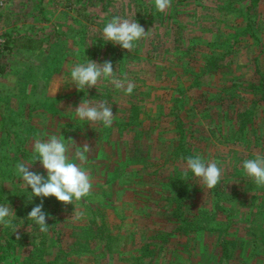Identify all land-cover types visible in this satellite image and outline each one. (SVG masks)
Here are the masks:
<instances>
[{"label": "rangeland", "instance_id": "374dc122", "mask_svg": "<svg viewBox=\"0 0 264 264\" xmlns=\"http://www.w3.org/2000/svg\"><path fill=\"white\" fill-rule=\"evenodd\" d=\"M71 1L13 0L5 11L0 8L1 38L35 26L43 39L39 50L19 48L4 53L5 73L0 74V184L5 203L0 205L8 203L12 208L15 192L25 188L16 165L21 162V145L28 159L33 158L32 146L39 137L31 124L41 123L50 131V125L58 120L59 124L78 122L79 130L69 128L62 136L71 150L80 149L85 142L92 147L86 154L90 167L85 169L92 181V195L83 199L98 201V189L114 190L121 212L115 213L105 204L100 208L111 226L120 225L117 231L123 240L113 251L96 240L91 254L75 259L74 264H130L145 243L151 244L149 249L159 244L164 247L155 251L152 260L144 258L150 264H264V187H257L242 167L257 153L264 155V124L257 118L264 102L246 90L249 82L258 83L264 77V0L249 8L248 16L244 10L252 5L250 0H172L165 12H158L156 7L153 12L151 7L146 10L152 0H106L104 9L102 0L87 9L92 21L70 9ZM113 11H122V19L137 11L140 17L155 16L150 29L145 30L147 36L136 41L130 52L102 38ZM140 25L145 29V23ZM212 52H222L224 58L210 71L203 67V61ZM88 59L111 61L117 77L126 75L135 84L132 94L115 89L107 80L96 88L78 91L71 81V69ZM180 91L185 92V101L177 109L171 95L176 99ZM85 101H107L114 114L113 124L123 119L130 103L138 105L142 123L137 126L138 139L133 140L134 159L127 167L117 154L121 140L108 132L113 124L106 128L102 122L77 117L74 109ZM248 106L255 111L253 123L239 132L247 115L241 116V112ZM181 110L185 146L206 162L215 160L222 176L216 187L208 189L188 172V188L192 190L189 216L199 229L187 236L173 233L163 244L159 234L167 236L171 231L161 213L164 199L175 188L178 172L186 167V163L168 157L177 139L175 115ZM48 130L49 136H59L58 131ZM132 135L126 133L121 138L128 143ZM113 160L117 178L110 183L103 178V165ZM137 170L141 179L135 184L120 176ZM59 203L64 226L84 218L70 217L72 210L74 214L82 211L76 207L78 202L73 201V206ZM260 225L263 229L258 228ZM24 231L20 229L18 234L24 236ZM63 237L66 239V234ZM222 240H229V258H223L218 243ZM27 252L25 246L17 248L7 264L23 261Z\"/></svg>", "mask_w": 264, "mask_h": 264}, {"label": "trees", "instance_id": "16d2710c", "mask_svg": "<svg viewBox=\"0 0 264 264\" xmlns=\"http://www.w3.org/2000/svg\"><path fill=\"white\" fill-rule=\"evenodd\" d=\"M100 1L102 0H72L68 7L86 21H92V17L90 16L87 9L88 7H93L94 5L97 6ZM103 1L104 6L102 8L104 9L106 8L107 2L106 0ZM250 1L252 5L245 6V16H248L249 8L255 5L258 0ZM149 7L152 9L151 12L155 10L154 0L149 2V4H146V10ZM134 8H136V6H134ZM115 11L112 13L113 17H123L122 11L118 13ZM153 16L154 14L147 17H140L139 12L137 11L130 13V15L128 14L127 18L125 16V19L136 20L139 24L143 22L145 23V30H147L150 29L151 25L154 23L155 16L154 19ZM35 29H37L35 26H31L25 31L14 30L10 36L6 35V39L0 47V74L3 75L5 73L4 67L6 62L3 61L5 58L4 53L11 52L16 48L28 51H34L42 48L43 39L39 36ZM147 39L148 41H151V33ZM97 48H99L98 45ZM222 58H224V54H222V52H212L210 53L208 59L203 61V67L211 71L212 68L217 66L219 61H222ZM176 87L178 90H181V86L176 85ZM246 90L249 93L256 94L259 97V100H263L264 102V77L261 78L258 83L249 82L246 86ZM184 95L185 92L183 91H180L179 96L177 95L176 99H173V96L171 95V99L174 102V105L177 106V109H179L178 105L183 104L185 101ZM137 107V104L130 103L126 108L123 119L115 121L113 124L114 127H111L108 130L109 134L111 132L114 134V137H117L121 140V146H119V152H117V154H120L119 156L122 158L120 161L125 164V167L128 166L130 160L134 159L135 149L133 148V140L135 138L138 139L136 136L139 133L137 126H140L142 123V121L139 119ZM249 109L250 108L248 106L241 112V116L247 115L242 121V124L239 125V132H242L249 124L253 123L252 117H255V111L253 109ZM181 113L182 110L177 112L175 115V135H177V139L175 147L169 152L168 157H170V159L174 162L186 163L187 157L194 156L195 154L184 144L185 130L181 124ZM257 118H259L264 124V103L261 109V116ZM58 122L59 120L55 122V124H51L52 131H58V135L67 133L69 128H74L75 130H79L81 128V123L78 122H75L74 124H63V122L59 124ZM53 126H55L57 129L53 128ZM32 129H35L34 125H32ZM126 133H133L132 138L128 143H126V140H122L121 138ZM46 137L49 138L50 136L46 135ZM22 147L23 146L21 145L19 148L20 160L24 163H30L31 161L28 159V154ZM77 150L78 149H69L70 162L79 163L75 159L74 155ZM114 161L115 160L112 162L104 161L105 164L103 165V171L105 170L103 178L105 181L110 183H113L117 178V174L113 172L114 167H112ZM82 166L84 169H89L90 167L88 163H85ZM30 170L39 172L42 175H46V170L43 169L39 161L34 162L30 167ZM138 172V170L135 172L130 171L128 173L122 172L120 176L122 179L125 178L127 182L135 184L141 179V176ZM183 173L184 170L178 172V182L177 184L173 185L175 188L168 192L162 206L161 213L163 214V218L171 226V233L169 232L167 236H162L161 234L158 236L160 237L161 243L163 244L169 241V237L173 233L179 234L180 236H187L189 233L196 232L199 229V227L196 226L195 222L189 216V208H191L190 194L192 190H189L188 188L189 173L187 174L186 178ZM99 187H102V185ZM3 190L4 187L0 184V203L2 204L5 203L3 198ZM30 192V187L28 189L23 188L15 192L16 202L12 209L15 211L16 217L12 220L11 230H9V227H0V252L2 251V256H0V264L9 263L10 261L7 262L8 257L13 255V252L17 248H23V246L27 247L28 249L27 254L24 255V260L22 261L21 259L19 262V259H17L16 263L12 262L11 264H74L73 261L75 259H86L91 254V246L96 240H102L108 251H113L115 248L120 246L121 241L123 240L122 233L117 231L120 229V225L111 226L105 218L104 212L100 208L102 207L101 204H105L113 212L116 213V210L121 212L122 206L119 205L118 196L117 198L114 197V190L105 191L102 188L98 189L95 192L98 201H94L92 198H82V200L78 202V206H76L83 212L86 211L84 212V218L81 219L82 222H80V220L78 223L66 224L65 226L62 224L63 219L60 216L62 205L59 203V201L52 196L43 198V211L48 214L46 222L49 225V229L46 233L40 232L39 226L33 220L27 218V214L31 211L32 207L41 203L40 197L33 196L30 200ZM260 213L261 211H258L257 215L261 216ZM66 226H69V228L66 231H63ZM258 228L263 229V226L260 225ZM20 229L25 230L24 236H22V234H18ZM262 231H264V229ZM63 234H66V239H64ZM17 236H19V239H17ZM155 238L156 237H151V239ZM228 241L229 240H222V242H218L221 246L223 258L230 257V254L226 248L227 244L229 243ZM150 246L151 244H143L139 251L140 254L134 256L131 260L133 263L130 264H150V261L146 263L144 258H149V260H152V258L155 256V251H162V248H164L161 244L155 245V247L152 249H149Z\"/></svg>", "mask_w": 264, "mask_h": 264}, {"label": "clouds", "instance_id": "9594fccd", "mask_svg": "<svg viewBox=\"0 0 264 264\" xmlns=\"http://www.w3.org/2000/svg\"><path fill=\"white\" fill-rule=\"evenodd\" d=\"M171 2L172 0H154L158 12H165ZM147 34L148 31H145L136 20L122 19L119 16L113 17L102 30V38L105 42L119 45L128 52L134 48V42L146 37ZM70 77L78 91L96 88L102 80H107L115 89L123 91L126 95H131L135 88V84L129 81L126 75L123 78L115 75L111 61L97 63L88 59L86 63H77L72 67ZM60 87L56 88L53 95ZM74 111L80 120L93 123L102 122L106 128L111 127L114 121V114L107 101L95 104L87 101L80 102ZM65 140L61 134L59 136L52 135L46 141L35 139L32 146L33 158L31 162H20L16 165V172L23 180L25 188L30 187L31 189L30 200L33 196L41 198V203L32 207L27 218L33 220L42 233H46L49 229L46 222L48 214L43 211V198L52 196L65 205L73 206V201L80 202L82 198L92 195L90 174L82 166L87 162L86 153H89L92 147L86 143L81 145L74 154L79 163H73L70 162L69 146ZM72 142L76 144L75 141L72 140ZM36 161H39L43 169L46 170V177L39 172L30 170ZM242 167L257 187H264V155L257 153L254 159L245 160ZM189 171L195 177L200 178L208 189L216 187L221 181L222 169L218 163L215 160L206 162L200 155L187 157L183 173L185 178ZM84 215L85 213L82 211L74 214L72 210L70 217L79 220ZM15 217V211L8 203L0 205V225L11 226Z\"/></svg>", "mask_w": 264, "mask_h": 264}, {"label": "crops", "instance_id": "0c3cea01", "mask_svg": "<svg viewBox=\"0 0 264 264\" xmlns=\"http://www.w3.org/2000/svg\"><path fill=\"white\" fill-rule=\"evenodd\" d=\"M13 0H0V8H1V6H3L2 7V9L5 11L6 10V5H7V7H8V4H9V2H10V4H9V6L11 5L12 6V2ZM9 10H10V7H9ZM18 48H16V49H14V51H16ZM24 50V49H23ZM37 50H39V49H37ZM26 51H28V50H26ZM35 51V50H34ZM41 124V123H40ZM40 124H36V123H32L31 124V128H32V125H34L35 126V129H32L34 132L36 131V133H38V137H39V139H41V140H47L48 138L46 137V135H48L46 132H47V130L49 129L48 127L47 128H44V125H40ZM44 129H46V130H44ZM50 131H52V127H51V125H50ZM50 131L48 130V132L50 133ZM46 134V135H45Z\"/></svg>", "mask_w": 264, "mask_h": 264}, {"label": "built area", "instance_id": "2783aa9c", "mask_svg": "<svg viewBox=\"0 0 264 264\" xmlns=\"http://www.w3.org/2000/svg\"><path fill=\"white\" fill-rule=\"evenodd\" d=\"M3 43H4V39L0 37V47L2 46Z\"/></svg>", "mask_w": 264, "mask_h": 264}]
</instances>
